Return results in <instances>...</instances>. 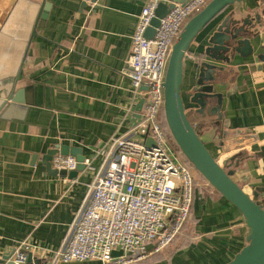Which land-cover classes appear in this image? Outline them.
<instances>
[{"label": "crops", "instance_id": "crops-1", "mask_svg": "<svg viewBox=\"0 0 264 264\" xmlns=\"http://www.w3.org/2000/svg\"><path fill=\"white\" fill-rule=\"evenodd\" d=\"M42 1L0 0V77L17 74L38 11L33 5ZM83 1L47 0L48 16L37 25L18 83L30 87L26 102L0 112V262H11L18 248L32 255V264L51 258L111 139L129 133L143 112L127 71L147 0H88L82 7ZM262 12L264 0H242L199 33L185 57L182 95L210 151L221 163L227 160L233 178L250 194L257 190L264 202V33L251 39V55L236 52L229 61H216L204 54L227 18L242 21ZM202 61L223 67L214 84L222 94L216 112L209 110L217 98L204 112L192 101ZM63 144L81 147L89 159L74 177L50 174L43 161L48 149ZM209 186L214 187L195 176L191 215L160 264H224L248 243L250 227L241 210Z\"/></svg>", "mask_w": 264, "mask_h": 264}, {"label": "built area", "instance_id": "built-area-1", "mask_svg": "<svg viewBox=\"0 0 264 264\" xmlns=\"http://www.w3.org/2000/svg\"><path fill=\"white\" fill-rule=\"evenodd\" d=\"M209 1L176 2L147 38L160 3H171L147 0L132 37L127 71L133 90L144 99L141 117L129 133L111 139L60 246L37 264H140L182 231L191 214L195 176L163 125L164 82L177 37ZM78 163L72 153L52 159L58 169H75ZM13 257L15 264H24L28 252L18 248Z\"/></svg>", "mask_w": 264, "mask_h": 264}, {"label": "water", "instance_id": "water-1", "mask_svg": "<svg viewBox=\"0 0 264 264\" xmlns=\"http://www.w3.org/2000/svg\"><path fill=\"white\" fill-rule=\"evenodd\" d=\"M170 1L171 3L169 4L160 3L156 10V16L145 33L147 38L155 35L156 28L160 25V19L170 12L176 2L186 3L188 0ZM241 1L210 0L186 22L173 45L168 62L164 82V113L170 133L181 152L211 185L241 210L250 227V232L247 236L248 243L232 259L224 264H264V202L259 199V192L257 190L253 194H250L233 178L232 172L228 168L227 160L221 163L210 151L189 119L182 95L186 69L185 57L193 41L219 13L228 6ZM87 4L88 0H84L82 7ZM33 7L34 10L36 8L38 11L24 55L17 67V74L14 77H10L9 75L0 77V91L5 93L4 99L0 100V112L2 114L20 109V105L26 102V92L30 89V87H20L18 83L29 44L33 37L37 35L39 21L48 16L50 3L47 0H43L41 3L35 2V6L33 5ZM261 15L255 13L253 16L249 15L245 17L242 21H231L230 18H227L211 35L209 39L211 45L206 48L205 57H210L216 61H229L234 58V53L236 52L244 56L251 55L255 49L251 39H257L264 33V12ZM246 34H248V37L245 36ZM259 57L264 58V54L260 53ZM1 65L4 66L2 62ZM218 70H223V67L210 61H202L200 64L197 85L192 90V101L200 105V112H204L209 100L213 98H217V105L213 106L209 112L218 111L222 105V94L214 92L216 72ZM143 103L144 99H141L137 107L138 110L142 109ZM147 143L148 145L153 144L151 139H148ZM57 153L75 154L79 160L78 166L71 170L53 167L52 159ZM43 161L46 164L47 172L50 174L68 175L69 177L76 176L80 170L87 167L86 155L83 153V149L67 144L56 145L48 149L43 157ZM31 261L32 255L29 254L26 264H32ZM6 264L15 263L11 261Z\"/></svg>", "mask_w": 264, "mask_h": 264}, {"label": "rangeland", "instance_id": "rangeland-1", "mask_svg": "<svg viewBox=\"0 0 264 264\" xmlns=\"http://www.w3.org/2000/svg\"><path fill=\"white\" fill-rule=\"evenodd\" d=\"M195 15V14H194ZM192 17V16H191ZM190 17V18H191ZM201 36V35H200ZM199 36V37H200ZM25 49H26V47H25ZM23 55H24V53H23ZM198 55H199V53H198ZM136 138H139V136L138 137H136ZM173 143H174V140H173V137L170 135V138H169ZM174 145H175V148H177L178 146H177V144H175L174 143ZM211 152H213L212 150H211ZM183 156V155H182ZM184 158V157H183ZM191 168L193 169V174L196 176V178L198 179V178H203L199 173H198V171L196 170V168L194 167V166H191ZM200 176V177H199ZM200 180V179H199ZM209 188L211 189V190H213V191H216L215 189H214V187H212V186H209ZM217 192V191H216ZM183 231V230H182ZM175 241V239L172 241V242H174ZM171 244H173V243H170L169 245H167L166 247H164L159 253H156V254H152V255H150L145 261H143V262H141L140 264H160V261L162 260V259H159V257H162V258H164V257H166L167 256V253L170 251V245ZM169 246V247H168Z\"/></svg>", "mask_w": 264, "mask_h": 264}, {"label": "trees", "instance_id": "trees-1", "mask_svg": "<svg viewBox=\"0 0 264 264\" xmlns=\"http://www.w3.org/2000/svg\"><path fill=\"white\" fill-rule=\"evenodd\" d=\"M163 125H164V128H165V130L168 132V133H170V130H169V127H168V125H167V122H166V118H165V114H164V112H163ZM170 135V134H169ZM174 140V139H173ZM174 143L175 144H177L176 142H175V140H174ZM174 143H173V145H174ZM175 146V145H174ZM178 146V145H177ZM177 149V151L178 152H180L182 155H183V157H184V159H185V161L187 162V163H189L191 166H193V164L187 159V157L181 152V150H180V148H179V146L176 148ZM197 170V169H196ZM198 171V170H197ZM198 173L203 177V178H205L199 171H198ZM206 179V178H205ZM193 206V205H192ZM191 212H192V208H191ZM191 215V214H190ZM188 222V221H187ZM185 226V225H184ZM182 229H184V227L182 228ZM175 239V238H174ZM160 252V251H159ZM159 252H156V253H159ZM156 253H154V254H156ZM159 259H162V257H159Z\"/></svg>", "mask_w": 264, "mask_h": 264}]
</instances>
